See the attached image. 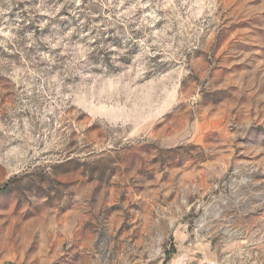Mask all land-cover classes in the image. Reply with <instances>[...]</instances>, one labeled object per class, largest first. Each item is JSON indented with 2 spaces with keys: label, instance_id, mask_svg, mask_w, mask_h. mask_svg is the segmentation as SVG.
Returning a JSON list of instances; mask_svg holds the SVG:
<instances>
[{
  "label": "rangeland",
  "instance_id": "obj_1",
  "mask_svg": "<svg viewBox=\"0 0 264 264\" xmlns=\"http://www.w3.org/2000/svg\"><path fill=\"white\" fill-rule=\"evenodd\" d=\"M0 264H264V0H0Z\"/></svg>",
  "mask_w": 264,
  "mask_h": 264
},
{
  "label": "trees",
  "instance_id": "obj_2",
  "mask_svg": "<svg viewBox=\"0 0 264 264\" xmlns=\"http://www.w3.org/2000/svg\"><path fill=\"white\" fill-rule=\"evenodd\" d=\"M2 191V189H0V192Z\"/></svg>",
  "mask_w": 264,
  "mask_h": 264
}]
</instances>
